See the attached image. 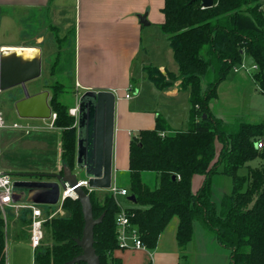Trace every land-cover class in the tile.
I'll return each instance as SVG.
<instances>
[{
    "label": "trees",
    "instance_id": "obj_1",
    "mask_svg": "<svg viewBox=\"0 0 264 264\" xmlns=\"http://www.w3.org/2000/svg\"><path fill=\"white\" fill-rule=\"evenodd\" d=\"M214 2L212 8L203 9L200 1L165 0L162 30L169 37L178 74H168L167 79L158 69L150 67L146 70L147 78L159 90L181 80L180 88L190 96V124L187 130L172 133L159 115L153 130L141 131L132 138L126 188L128 197H135L137 207L124 211L149 251L156 249L161 234L177 217V242L181 250L192 241L196 220H202L220 246L229 252V264H264V148L257 149V143L264 140V123L237 120L227 124L210 111L218 86L244 58H250L258 66L253 79L264 91V2ZM57 63L55 59L51 66L53 75L54 70L57 73ZM212 69L216 79L204 90L202 81ZM48 88L50 105L57 115L53 127L59 131L62 165L74 169L76 119L62 98L66 93L64 83L58 79L44 86V90ZM217 143L222 145L218 157ZM257 158L263 160L260 168L249 169L248 176L239 175L240 169L249 167ZM145 173L155 174L152 181L155 185L145 180ZM46 175L31 176L44 179ZM216 175L230 177L233 184L232 192L223 195L219 205L213 200ZM196 176H203L204 182L194 193L192 185ZM88 194L94 218L104 215L94 229V247L100 264H122L121 259L114 257L119 249L116 219L122 207L109 191L103 196L97 191ZM44 208L51 213L56 207ZM62 209L66 216L45 222L44 229L49 232L52 244L47 246L43 242L34 251V264H66L82 254L75 241L82 238L85 225L81 203L67 198ZM31 214L30 210L18 214L28 227H31ZM14 217L11 215L10 219ZM3 231L0 214V264H6Z\"/></svg>",
    "mask_w": 264,
    "mask_h": 264
},
{
    "label": "crops",
    "instance_id": "obj_2",
    "mask_svg": "<svg viewBox=\"0 0 264 264\" xmlns=\"http://www.w3.org/2000/svg\"><path fill=\"white\" fill-rule=\"evenodd\" d=\"M164 5L165 0H0V54L1 51L12 48H36L43 60L54 55L59 59L70 43L75 49L77 70L76 78L72 79L76 86L71 99H64L66 104L72 103L70 110L78 107L79 99L88 91L115 93L113 186L120 183V174H126L127 177L132 138L138 137L141 131L153 130L159 115L172 133L185 131L190 124V96L180 88L181 80H176L164 90L158 89L160 98L165 103L164 110L158 105L156 109L160 112L154 116L139 108V100L144 96L145 81H149L146 72L148 68L158 69L167 79L168 74H178L169 37L162 30L165 23L162 12ZM144 15H147L148 25L140 23L138 17ZM158 30L163 36L159 35ZM53 48L58 50L53 51ZM156 57L166 58L168 61L157 60ZM171 58L172 61L169 60ZM147 59L154 60L149 62ZM248 59L244 58L234 69L240 68L242 64L246 65ZM253 65L255 64L252 62L250 67L246 66L251 69ZM234 69L218 86L217 98L210 102L211 114L222 121L223 118L213 111L215 102L220 99V87L228 83L231 89L244 91L250 82H255L253 76L256 70L245 72ZM36 82L38 81L29 82L30 94L44 91L45 84ZM128 89L133 91L131 100L125 99ZM260 93L264 96L261 89ZM179 109L183 111L182 114ZM247 110L250 112L249 117L259 113L256 108ZM259 116L256 114L255 119L259 120ZM236 120L245 119L240 117ZM41 124V120H29L24 125L36 131L55 129L51 128V122L47 123V128L41 127ZM221 148L222 145L217 143V157ZM58 172L56 167L49 174H59ZM148 176L152 181L155 180L154 174ZM203 182L204 177L203 180L199 176L194 178L193 185L197 186L194 190L192 185L194 193L201 188ZM120 188L127 190L126 185ZM97 192L103 196L108 191ZM198 221L202 223L204 231L197 232L194 227L193 239L184 250L180 249L177 242V218L161 234L155 250L135 249L132 241H129L131 247L116 250L114 257L121 259L122 264H229V252L220 246L215 236L208 234L210 231L203 221Z\"/></svg>",
    "mask_w": 264,
    "mask_h": 264
},
{
    "label": "rangeland",
    "instance_id": "obj_3",
    "mask_svg": "<svg viewBox=\"0 0 264 264\" xmlns=\"http://www.w3.org/2000/svg\"><path fill=\"white\" fill-rule=\"evenodd\" d=\"M262 2H264V0H262ZM27 22H29V20ZM158 33L159 35L163 36V33L160 30H158ZM55 50L58 49L53 48V51ZM74 50L75 49L71 47V44L69 43L68 47L64 48V52L62 53L63 56L61 58L57 59L54 55L50 59H42V74L40 78L36 79V81L45 85H52L56 80L59 79V81L64 83L65 86L66 93L62 98L66 99V101L71 99L72 93L76 86V83H73L72 80L76 78L77 71L75 69L76 58L74 57ZM55 59H57V64L59 65L58 68H56L58 70L60 69V72H58L56 69L57 73H55L54 70L53 75L51 74V66ZM155 59L158 60L160 58L156 57ZM172 59L173 58L169 60L172 61ZM147 60H149V62H153L154 59ZM160 60L168 61L166 58ZM246 65L248 67L252 65V60L250 58L247 60ZM231 74L232 72H230L229 75ZM61 79L64 82L61 81ZM215 79L216 74L214 69H212L209 76L205 77L202 81L203 89L205 90L207 84L212 82V80L214 81ZM30 85L31 84L29 82L26 83L27 91L30 90ZM144 85V96H142L144 99L141 98V100H139V102L141 101L139 108L147 113H153L155 116L160 112L156 109L157 106L159 105L161 110H164L165 103L160 98L161 94L154 84L146 80ZM48 90L51 92L50 88H48ZM219 90L220 99L217 102L214 101L215 106L213 111L218 116L223 118L226 123L233 124L237 121L236 119L240 117H243L245 119L244 121L250 122L251 124H259L264 121V96L260 93L258 84L255 82H250V84L247 85L243 91L242 89H231L228 83H224ZM228 93L230 95H228ZM23 97L24 89L22 87H16L11 90L0 92V111L3 114L6 123V127L0 130V169L5 173L10 174L12 178L16 180L31 179V175L33 174H49L56 167L57 171L59 170L58 173H61L63 165L60 158L61 146L58 137V130L52 129L50 131V129H40L39 131H36L29 129L27 133L26 129H17L13 127L14 124L25 127L26 125L24 124L29 121L19 118L16 112L15 102ZM69 104L71 105L72 103ZM248 108H256L259 110V113L256 114L257 116L258 114L260 115L258 117L260 119H255L256 114H254L253 117H249L248 114L250 112L247 110ZM178 111L180 114L183 113V111L180 109ZM75 119L77 123V118L75 117ZM41 122V127L43 126L47 128V123H49L50 120ZM262 163L263 160L258 158L250 162L248 165L250 168L256 169L260 168ZM21 174H23V176ZM149 174L154 173H145L144 178L147 182H152V178L148 176ZM248 174V167H244L239 170V175L241 176H248ZM122 175L123 173L119 176L120 183L117 185L119 188L127 184L126 174L123 176ZM199 178L203 180V176H199ZM80 179L82 180L85 178L81 176ZM52 180L54 179H48L47 181ZM150 184L155 185V181ZM193 187L194 190L197 188L196 185H193ZM232 188L233 184L230 177L225 175H216L213 179L212 186L213 200L219 205L223 194L229 195L232 192ZM102 198L103 197H101V200ZM115 199L122 209L126 210L137 207L128 200V197L118 196ZM22 202H25V198L22 200ZM55 207V210L51 211V213L48 211L49 209H43L44 219L46 222L58 216H66V212L64 209H62L63 206L61 207L59 205ZM11 215H14L15 217L10 219ZM6 216L8 218V224H6L5 220H3L6 264H34V251L30 245V227L25 225V223L21 221L20 216L14 214V212L11 210H7ZM176 219L177 217L173 218L172 221H175ZM194 227L197 232L202 230L204 231L202 223L198 220H196L194 223ZM44 233L45 238L43 242H45V245L47 246L51 245L52 241L49 232L44 229ZM208 234L210 236H214L212 232Z\"/></svg>",
    "mask_w": 264,
    "mask_h": 264
},
{
    "label": "water",
    "instance_id": "obj_4",
    "mask_svg": "<svg viewBox=\"0 0 264 264\" xmlns=\"http://www.w3.org/2000/svg\"><path fill=\"white\" fill-rule=\"evenodd\" d=\"M200 1L205 9L214 6V0ZM142 25H148L147 15L139 16ZM12 48L1 51L0 54V92L16 87L24 89V97L15 102L19 118L25 120L49 121L52 117L50 92L41 91L30 94L26 83L41 77L42 58H22ZM116 95L112 91H88L79 99L77 117V157L75 168L62 167V173L48 174L45 178L32 176L30 180H17L15 187L21 193L17 200L24 199L27 203L40 206H57L61 192H71L82 206L84 219L83 236L76 239V244L82 249V254L66 264H100V259L94 247V229L99 225L104 215L95 219L90 195L79 186L80 177H84L90 189L94 191L111 189L113 184V149L115 135ZM54 179L52 181H47ZM175 179V176L173 177ZM136 203L134 196L128 197Z\"/></svg>",
    "mask_w": 264,
    "mask_h": 264
},
{
    "label": "built area",
    "instance_id": "obj_5",
    "mask_svg": "<svg viewBox=\"0 0 264 264\" xmlns=\"http://www.w3.org/2000/svg\"><path fill=\"white\" fill-rule=\"evenodd\" d=\"M215 4V2H214ZM205 9L204 7H202ZM244 70L245 72H249L251 70H258L257 65H253L251 69H249L245 64H242L240 68H235L234 70ZM264 94V91H262ZM133 91L131 89L127 90V93L125 95V99L131 100L133 98ZM70 115L74 117H78V107L73 108L70 110ZM57 118L56 113L52 112L51 117V128H53V124ZM6 127V123L3 117L2 112L0 111V130L2 128ZM14 128L17 129H26L27 132L30 129V127H23L18 124L13 125ZM162 136H164L162 134ZM258 149L264 148V140H260L257 143ZM15 181L16 179H13L12 176L8 173H5L0 169V213L3 220H5V223L8 224V218L6 216L7 210H11L14 212V214L18 215V213L24 209H28L31 211V235H30V245L33 251H35L38 247H40L44 241L45 233H44V224L46 220L44 219V211L43 206L32 204V203H25L22 202L23 199L17 200L16 195L19 194V191L15 187ZM80 185L82 186L87 192L91 193L94 190L90 189L88 186V183L86 180H79ZM114 198H117L118 196H124L128 197L129 193L126 189L118 188L117 186L111 187L110 190H108ZM71 192H61L59 203L57 206H63L64 201L67 198H72L76 200V196H71ZM117 224V241L119 245V249H127L130 248L131 245L129 244V241H132L133 248L135 249H146L145 246L142 244L141 240L139 239L137 230L131 227L129 218L127 217L124 209L121 210L120 214L118 215L116 219Z\"/></svg>",
    "mask_w": 264,
    "mask_h": 264
},
{
    "label": "bare ground",
    "instance_id": "obj_6",
    "mask_svg": "<svg viewBox=\"0 0 264 264\" xmlns=\"http://www.w3.org/2000/svg\"><path fill=\"white\" fill-rule=\"evenodd\" d=\"M18 56L22 57V58H34L35 56H37L39 54V50L35 49H28L27 51H24L22 49H18L15 52Z\"/></svg>",
    "mask_w": 264,
    "mask_h": 264
},
{
    "label": "flooded vegetation",
    "instance_id": "obj_7",
    "mask_svg": "<svg viewBox=\"0 0 264 264\" xmlns=\"http://www.w3.org/2000/svg\"><path fill=\"white\" fill-rule=\"evenodd\" d=\"M20 99H22V98H20Z\"/></svg>",
    "mask_w": 264,
    "mask_h": 264
}]
</instances>
